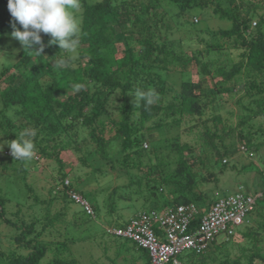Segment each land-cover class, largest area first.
<instances>
[{"label": "trees", "instance_id": "16d2710c", "mask_svg": "<svg viewBox=\"0 0 264 264\" xmlns=\"http://www.w3.org/2000/svg\"><path fill=\"white\" fill-rule=\"evenodd\" d=\"M81 2L80 46L77 59L68 68L53 69L55 60L70 54L60 51L57 44H50V34L41 32L45 45L41 55L23 51L13 64L0 71V135L5 141H11L17 139L18 132L35 130L31 161L47 159L57 165L56 173L44 178L51 184L48 190L51 198L42 200L36 194L32 204L31 193L40 194L38 190H42L41 186L38 190L33 187L36 176L30 174L33 165L15 160L10 147L3 148L8 158L0 167V174L9 169L21 177L27 196L25 200L15 201L14 211L10 210L11 197L0 185V223L8 227L0 230V264H79L72 253V246L77 243L74 237L66 236L62 227L73 202L84 209L79 218L84 225L88 224L85 229L93 230L90 228L93 219L104 226L93 227L94 237H85L86 242L99 237L98 244L106 252H111L112 247L115 255L122 249L131 250L132 262L142 259V264H151L147 248L110 229L125 227L142 212H163L178 203L196 207L197 212L191 217V226L196 227L219 198L236 194L226 193L215 199L200 188L204 182L217 178L213 165L221 163L220 170H224L232 158H242L245 154L251 158L264 142V0ZM210 9L219 18L230 21V26L213 33L214 40L207 37L211 35L210 30L207 36L201 35L203 29L190 19L191 15L201 12L209 15ZM254 18L257 21L252 25ZM13 22L8 0H0V35ZM184 23H187L185 29L177 28ZM175 30L188 35L190 41L197 39L204 47L188 54L182 45L184 39L172 36ZM226 49L228 55L220 59L218 55L226 54ZM193 64L198 79L183 78ZM77 84L81 85L79 90L75 88ZM237 85L243 90L237 102L241 104L240 109L248 112H241L240 120L234 125L232 110H228L229 121L221 118L220 112L225 107L223 94L234 93ZM149 87L158 98L151 106L136 108L132 92ZM246 97L250 98L249 103H244ZM185 125L184 131L202 129L199 148L195 143L181 140ZM112 149L110 168L127 182L105 191L106 203L90 202L87 198L90 192L79 187L76 177H70L73 168L67 170L72 165L64 160L62 153L87 150L80 156L87 164L90 156L110 157ZM248 166L245 162L241 168ZM131 168H137L136 174ZM259 191L263 194L250 212L256 214L260 231L251 233L246 229V220L242 223L246 225L243 231H237L238 225L232 227L231 234L219 231L202 252L185 251L190 252L191 261L210 250L217 251L240 232L244 237L255 235L259 241L258 233H264V188ZM74 194L89 202L93 214L87 212ZM128 200L133 205L140 200L141 204L126 221L118 207ZM54 203L62 206L52 210ZM35 205L42 208L40 212L28 211ZM107 214L110 219L100 218ZM85 217L88 220L84 221ZM54 229V237H45ZM154 229L162 233L159 224ZM220 234L224 237L218 240ZM6 241L14 248L6 250L2 246ZM255 256L264 261L263 254L257 250L250 264ZM45 257L48 258L44 263ZM171 263L175 264L173 261L168 264ZM234 264L241 262L235 260Z\"/></svg>", "mask_w": 264, "mask_h": 264}, {"label": "rangeland", "instance_id": "374dc122", "mask_svg": "<svg viewBox=\"0 0 264 264\" xmlns=\"http://www.w3.org/2000/svg\"><path fill=\"white\" fill-rule=\"evenodd\" d=\"M81 12H82V8L79 13L80 21H81ZM201 13L204 15V12H201ZM202 14H197L195 16L191 15L190 19L193 20L196 25H199V27L203 29L202 30L203 32L200 33L201 35L207 36L210 30L211 35L209 34L207 36L210 39L211 38H213V40L216 39V36H213V33L219 28L221 27L226 28L230 26L229 20H224V19L219 18V16L215 14L214 12H212L211 9L210 11L207 12V14L209 15L205 14L203 16ZM184 18L185 17H183L182 19L184 20ZM179 19L181 20V18ZM256 21H257L256 18H254V20L252 21V25H255ZM177 23L178 22H176V24ZM13 24H15L17 28H20L21 30H23L22 25H20L19 23H16L15 21L13 23H10L6 27V31L4 32V34L0 35V53H2L7 59L11 60L6 63L0 64V71L2 67L13 64L17 60V58L20 56V54L23 53L24 51L21 43L17 39L11 36V33L14 31ZM81 24H82V21H81ZM186 25L187 23H184L182 25L180 24L177 26V28H181L183 30L186 28ZM172 36H176V37H180L184 39V42L182 45L188 54L190 53L191 50H197L199 48L204 47V45L198 42L197 39L195 38L191 39L192 41H190L188 35L187 36L183 35L181 31L175 30L172 33ZM228 53H229L228 49H226V54H222L221 56L220 55L218 56L220 59H222L226 55H228ZM2 54H0V56H2ZM196 70L197 69L194 66V64L190 65L189 71L186 73L187 76L184 75L183 78L191 77L192 79L197 80L198 77L196 76ZM173 77H170V78L173 79L172 80L173 82H175ZM178 79H180L179 75L176 76L177 81ZM2 84H4V82ZM233 92L234 93H231V94H228V93L223 94L222 96L223 102H224L223 104L225 107L222 109L220 114H221V118L227 119L229 116L228 110H232L233 113L231 114V117L235 125L236 122L240 120L239 118L240 113L242 112L243 114H247L248 111L244 109H240L241 104H238L237 102V99L241 97L243 94V90H240V86L237 85ZM249 102H250V98L246 97L244 99V103H249ZM208 117L211 118V116H208ZM196 118L198 119V117ZM227 120L229 121L230 119H227ZM218 126L220 128V132H222L223 130L222 125L219 124ZM185 127L186 125L183 126L182 128L183 131ZM239 129H240V126L238 125L237 130ZM196 130L197 129H194L191 132V130H188L187 128L184 131L183 133L184 135L181 140L189 141V142H192L193 144L195 143L196 145H198V148H199L201 146V142H200L201 140L199 139L200 138L199 135L201 134L202 129H199V131L195 132ZM3 138L4 136L0 135V143L5 142ZM5 146L9 147L7 144H4L3 148H5ZM83 151L84 153L78 152L75 150H71V151L68 150L62 153V157L64 158V160L67 162H71L72 167L67 168V170L73 168V170H70L71 172L70 177L71 178L76 177L78 179L77 183L79 184V187L81 189H84L90 192L89 195H87L88 201L90 202L98 201L100 203H102L103 201L104 203H106L105 201L106 192L105 191H111V189H113V186H118L120 184H123V182L126 183L127 179L125 177H121V178L117 177V172L112 171V169L110 168V163L112 161L111 156L114 154L113 149L110 150V157L106 159H102L101 157H99L98 154H97V157L90 156L88 158L89 160L87 164H84L80 160V156H83L87 152V150H83ZM255 155L250 156L251 158H249L248 155L246 154L242 156V158H232L231 162L229 163L227 167L224 168V170H220L221 163L214 164L212 168L217 173V178H215V180L211 182H208V181L204 182V184L201 185L200 188L202 190L208 191L209 194L211 196H214L215 199L219 198L220 195H223L226 193L228 194L237 193L238 191V192L251 193L252 197L256 201V199L258 197H261L263 194V192L259 190L262 189V187L264 188V142L263 144L260 145V148L257 154ZM7 158L8 157L3 153V150L0 151V164H1L0 167L2 166L3 162L7 160ZM28 161L34 167L33 169H31L32 171H30L31 172L30 174L33 173L36 175L34 177L35 179L32 180L34 189L38 190L39 186H41L42 188V190H38L40 194L38 192L31 193L29 201L33 204L34 197L36 196V194L40 196V199L49 201L48 199H50L52 196L51 193H49L50 191L48 192V190L51 187V184L49 183L47 184L46 183L47 181L44 178L47 177L48 175H53L56 173V170H57L56 163L53 160H47V159L37 160V163H34L31 160H28ZM245 162L249 163V166L247 168H241L242 164ZM131 171L134 174H136L137 168H131ZM3 172L4 173H2V175L0 174V185L2 189H4L5 191L7 190L9 192L8 195H10L11 197V204L9 205V207H10V210L14 211V208L12 209L13 207L12 204H14L15 201H18L20 199L25 200L27 196V189L24 187L21 177H19L17 174H15L9 169H6V170L4 169ZM40 178L41 179L43 178L44 180H41ZM78 198H81V196L78 195ZM82 199L85 200V198H82ZM76 200L78 199L76 198ZM132 203L133 201L131 200L122 201L120 204L121 206L118 207V210L121 212L122 218L125 219L126 221L129 220L134 215V213L137 211L136 209H138L139 205L141 204V201L139 200L135 205H133ZM80 205L81 204H79L78 202H73L70 205V209H69L70 215L64 219V222H63L64 226H62L63 229L65 228L66 230L65 231L66 236L68 238L74 237L75 242L77 243L76 246L75 244L74 245L70 244V246L73 245L72 253L75 255L76 258H78L79 264H142V261H143L142 259L140 260L138 259L135 262H132L131 260L132 253L130 252L131 250L128 251L126 249H122L119 252V254L115 255L114 253L115 248L112 247L111 252L110 251L106 252V250H104L103 248V245L98 244V242L100 241L99 237L98 239H96V237L92 240L89 239L90 241L86 242L85 237L87 236L91 238L94 237V235L92 234V232L94 231L93 227H97L99 229L100 226H103V225L100 224L101 222L99 220L94 221L93 219V222H96L97 225L93 224L92 222L90 228L93 230L91 231V230H87V228L85 229V227L88 226V224H86L85 222V225H84L83 220L79 218V214L82 215L83 210H84V209L82 210V207H80ZM51 206H52V210H56L60 208L62 204L54 203ZM101 208H103L104 210L105 207L102 206ZM39 209H42V208L35 205L33 206V208L29 209L28 211L40 212L41 210ZM253 210L254 208L251 211ZM9 215H10V212H9ZM100 218L102 220H105V219H110V216L107 214L105 218L102 216H100ZM257 219L258 218L256 214L254 212L252 213L250 212L245 222V223H248L247 228L245 224L238 225L237 231L238 232L243 231L246 228L251 233L255 234L257 232L256 230L260 228V226H258V223L256 221ZM86 220L88 219H86L85 217L84 221ZM103 224L106 226V223H103ZM6 227L7 226L5 224L0 223V230L2 231L6 230ZM54 231L55 229L52 230V232L50 233L48 231L47 232L48 234H46L45 237L47 238L54 237L55 235ZM95 236H98V235H95ZM254 236L250 238L244 237L242 233L240 232L236 234V237L230 239L229 241L225 242V244L221 245L217 251L210 250L206 254H204L203 257L198 258L197 260L193 259V261H191L192 258H190V255H189L190 252L188 253L182 252L180 253V255H178V258L180 261H182L181 264H187V263L188 264H234L235 260H239L241 264H250V258L257 250H259V253L263 254L264 256V233L262 232H260V234L258 233L259 241H256ZM223 237L224 235L220 234L217 236V239L219 240ZM2 246L6 250H11L14 248V245L11 244L9 241L4 242ZM49 253L51 256L52 255L51 252ZM191 255L194 258L195 255L192 254V252H191ZM125 256H130V258L128 259L126 258V260H124ZM47 258L48 257H45V259L43 260L44 263ZM263 263L264 261L262 257L255 256L252 264H263Z\"/></svg>", "mask_w": 264, "mask_h": 264}, {"label": "built area", "instance_id": "2783aa9c", "mask_svg": "<svg viewBox=\"0 0 264 264\" xmlns=\"http://www.w3.org/2000/svg\"><path fill=\"white\" fill-rule=\"evenodd\" d=\"M74 197L84 204L89 214H93L90 204L82 196L78 198V194H74ZM254 204L252 195L246 196L243 193L221 197L209 207L200 223L192 227L191 217L197 212L196 207L193 204L178 203L163 212H142L125 227H115L110 231L147 248L151 264H168L171 261L180 264V253L188 250L202 252L219 231L231 234L233 226L245 222ZM156 223L161 226L160 234L154 229Z\"/></svg>", "mask_w": 264, "mask_h": 264}, {"label": "clouds", "instance_id": "9594fccd", "mask_svg": "<svg viewBox=\"0 0 264 264\" xmlns=\"http://www.w3.org/2000/svg\"><path fill=\"white\" fill-rule=\"evenodd\" d=\"M81 0H8V9L14 21L22 25L23 30L13 24L11 36L17 39L23 50L41 55L45 45L41 32L50 34V44H57L60 51L70 54L55 60L53 69L59 71L68 68L76 59L82 35L79 13ZM39 46V47H38ZM2 54V53H0ZM11 61L3 54L0 64ZM79 90L81 85H75ZM136 108L151 106L157 94L152 88L136 89L134 92ZM35 130L18 132L17 139L0 143V151L7 144L15 160H31L35 152ZM181 264V263H180Z\"/></svg>", "mask_w": 264, "mask_h": 264}]
</instances>
